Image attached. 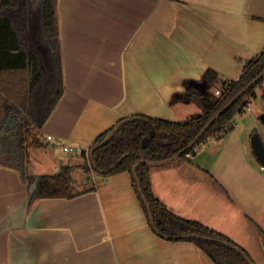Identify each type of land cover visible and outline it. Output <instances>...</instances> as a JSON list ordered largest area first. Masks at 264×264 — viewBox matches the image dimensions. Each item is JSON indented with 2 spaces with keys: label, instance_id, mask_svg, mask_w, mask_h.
Masks as SVG:
<instances>
[{
  "label": "crops",
  "instance_id": "crops-1",
  "mask_svg": "<svg viewBox=\"0 0 264 264\" xmlns=\"http://www.w3.org/2000/svg\"><path fill=\"white\" fill-rule=\"evenodd\" d=\"M56 25L63 94L24 173L0 163V264H216L194 241L155 231L131 172L101 175L63 146L91 149L134 116L203 115L201 104L172 98L209 69L218 74L214 94L242 76L264 51V0H57ZM263 116L264 81L221 139L151 170L171 212L228 237L255 264H264V166L252 137L264 143ZM65 166L74 196L33 200L28 179Z\"/></svg>",
  "mask_w": 264,
  "mask_h": 264
},
{
  "label": "trees",
  "instance_id": "trees-1",
  "mask_svg": "<svg viewBox=\"0 0 264 264\" xmlns=\"http://www.w3.org/2000/svg\"><path fill=\"white\" fill-rule=\"evenodd\" d=\"M56 3L57 0L0 2V163L19 168L23 173L29 149L41 146L40 130L63 94ZM32 29L35 44L45 52L48 71L40 55L31 47ZM263 72L264 51L246 65L237 81L224 82L221 85L220 96L213 92L218 74L212 69L205 73L201 81H187L185 92L175 94L172 102L199 103L204 108L203 115L192 116L183 123L149 116L123 119L98 137L91 147L102 143L113 133L109 142L93 152L91 160L95 171L104 176L123 171L133 174L134 165L141 159L159 161L178 154L196 139L217 113ZM263 81L264 78L260 79L238 98L179 160L190 159L203 142L213 137L221 139L227 134L232 129V118L245 112L244 108L250 99L254 98L256 88ZM203 83H206L205 87ZM117 126L119 129L115 131ZM152 129L155 130V136L144 148L142 141L150 135ZM152 167L148 164L138 166L140 187L134 175L133 183L148 216V207L151 209L158 234L171 240L194 241L216 264H249L241 253L232 248L231 245L241 247L231 239L198 221L185 219L171 212L153 192ZM28 182L32 188L33 200L74 196L71 187L72 167L69 166L63 167L57 175L30 178ZM140 190L148 204L143 202ZM190 234H200L214 240L188 238ZM241 249L249 256L243 248Z\"/></svg>",
  "mask_w": 264,
  "mask_h": 264
},
{
  "label": "water",
  "instance_id": "water-1",
  "mask_svg": "<svg viewBox=\"0 0 264 264\" xmlns=\"http://www.w3.org/2000/svg\"><path fill=\"white\" fill-rule=\"evenodd\" d=\"M33 35H34V29H32L30 31V37H31V47L33 49H35L37 51V53L40 55L41 57V60H42V63L46 69V71H48V68H47V62H46V55H45V52L41 49V47L37 46L34 42V38H33ZM264 78V72L261 73L259 75V77L249 86H247L240 94L237 95V97L235 99H233L228 105H226L219 113H217L208 123L207 125L202 129V131L199 133V135L196 137V139L188 146L186 147L185 149H183L181 152H179L178 154L168 158V159H164V160H159V161H149V160H146V159H141L139 162H137L134 167H133V175L134 177L136 178L137 180V183L140 187V181H139V178H138V175H137V167L140 166L141 164H148L150 166H161V165H166V164H169L171 162H174L176 160H178L180 158V156H182V154H184L185 152H187L189 149L193 148L197 143L198 141L200 140V138L206 133V131L212 126V124L226 111L228 110L235 102L238 98H240L245 92L248 91V89L255 83H257L260 79ZM45 85V83H44ZM203 86L205 87L206 86V83H203ZM263 119H264V116H263ZM119 129V126H117L115 128V131H117ZM113 136V133H110L107 138L100 144L94 146L93 148L90 149V160L92 159V155H93V152L98 149L99 147L105 145L107 142H109L111 140ZM155 136V130L152 129L151 132H150V135L145 137L142 141V146L145 148L147 147L149 141ZM252 147H253V150L258 158V160L260 161V163L264 166V143H263V140L262 138L258 135V134H255L253 135L252 137ZM125 157V156H124ZM123 157V158H124ZM92 162V160H91ZM92 165L93 167L94 166V163L92 162ZM140 193H141V196H142V200L143 202H145L146 204H148V201L146 199V197L144 196L142 190H140ZM148 213H149V218H150V221H151V224L153 226V228L155 229V231L157 233L158 230L155 228V222H154V217H153V214L151 212V209L150 207H148ZM188 238H195V239H199V240H214L212 239L211 237H208V236H204V235H200V234H190L187 236ZM232 248L236 249L239 253H241L245 258L246 260L248 261L249 264H255L252 259L246 255V253L239 247L235 246V245H231Z\"/></svg>",
  "mask_w": 264,
  "mask_h": 264
},
{
  "label": "built area",
  "instance_id": "built-area-1",
  "mask_svg": "<svg viewBox=\"0 0 264 264\" xmlns=\"http://www.w3.org/2000/svg\"><path fill=\"white\" fill-rule=\"evenodd\" d=\"M215 94L217 96H220L222 94V92L220 89H217L215 91ZM249 108H250V102L247 103V105L244 109H249ZM45 139L46 140H52V136L47 135L45 137ZM63 151L69 155H75V156H80V157H89L90 156V149H83V148L78 147V146L66 145V146H63Z\"/></svg>",
  "mask_w": 264,
  "mask_h": 264
},
{
  "label": "rangeland",
  "instance_id": "rangeland-1",
  "mask_svg": "<svg viewBox=\"0 0 264 264\" xmlns=\"http://www.w3.org/2000/svg\"><path fill=\"white\" fill-rule=\"evenodd\" d=\"M254 100V99H253ZM254 102H255V100H254ZM255 104V103H254ZM253 107V106H252ZM251 107V108H252ZM89 185V183L86 181V182H84V184H82V186H88ZM74 189V191L77 189V188H79L76 184H75V186L73 187Z\"/></svg>",
  "mask_w": 264,
  "mask_h": 264
}]
</instances>
